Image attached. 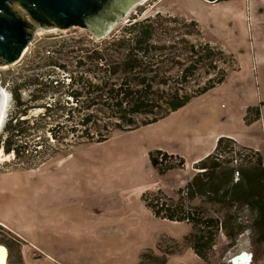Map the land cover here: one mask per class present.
<instances>
[{"label":"rangeland","instance_id":"obj_1","mask_svg":"<svg viewBox=\"0 0 264 264\" xmlns=\"http://www.w3.org/2000/svg\"><path fill=\"white\" fill-rule=\"evenodd\" d=\"M158 14L198 23L203 35L194 36L195 43L219 46L233 56L235 63L226 81L138 133L117 132L105 143L79 147L35 169L18 166L13 156H5L0 149V223L20 235L0 225V242L10 244L11 250L5 247L13 264H196L193 252L176 255L180 248L191 246L182 239L191 225L158 222L154 211V215L139 211L147 205L148 195L150 199L162 198L161 204H177L180 196L173 187L182 183L186 188L191 176L184 172L181 178H161L152 173L151 166L147 168L149 152L173 145V138L188 128L195 133L194 139L200 138L195 123L205 122L203 127L208 131L232 137L239 147L264 156V0L216 4L150 0L121 25ZM88 34L80 28L38 32L19 65L0 69V90L8 91L11 99L5 123L13 111L11 84L28 58L37 49L55 43L54 38L62 41ZM194 79L200 84L206 81L202 75ZM162 165L163 169L173 168V164ZM234 166L240 169L239 164ZM200 172L195 169V176ZM147 185L151 188L145 192ZM182 198L188 208L197 207L201 214L221 223L230 218L228 230L237 231L239 225L246 228L234 240L220 231L208 264H232V258L242 252L253 255L252 264H264V242L249 228L252 213L247 206L201 196L192 201ZM5 232L16 240L11 241Z\"/></svg>","mask_w":264,"mask_h":264},{"label":"trees","instance_id":"obj_2","mask_svg":"<svg viewBox=\"0 0 264 264\" xmlns=\"http://www.w3.org/2000/svg\"><path fill=\"white\" fill-rule=\"evenodd\" d=\"M199 28L196 22L158 14L133 18L105 39L90 33L62 41L54 38L55 43L28 58L11 84L13 111L0 135V149L5 156H13L18 166L35 169L79 147L105 143L117 132L157 124L223 85L234 57L219 46L195 43L193 37L203 35ZM197 75L203 81L206 78L204 84L194 81ZM24 93L29 96L23 97ZM162 154L150 155L161 176L184 165L181 160L180 165L163 169L158 165ZM234 164L240 169L233 168ZM195 169L201 172L177 191V204H161L162 198L145 196L156 217L191 225L194 232L186 242L207 264L220 231L234 240L246 228L239 225L237 231L228 230L230 218L221 223L207 217L197 207L188 208L182 196L247 206L252 213L249 228L264 242L262 153L239 147L232 137H221L214 153ZM0 245L11 250L7 242ZM11 257L9 264H13Z\"/></svg>","mask_w":264,"mask_h":264},{"label":"water","instance_id":"obj_3","mask_svg":"<svg viewBox=\"0 0 264 264\" xmlns=\"http://www.w3.org/2000/svg\"><path fill=\"white\" fill-rule=\"evenodd\" d=\"M149 0H0V67L19 65L38 32L80 28L105 39ZM1 80V76H0ZM6 97L0 90V131L6 117ZM243 252L234 262L243 264Z\"/></svg>","mask_w":264,"mask_h":264},{"label":"crops","instance_id":"obj_4","mask_svg":"<svg viewBox=\"0 0 264 264\" xmlns=\"http://www.w3.org/2000/svg\"><path fill=\"white\" fill-rule=\"evenodd\" d=\"M208 120H209V117H208ZM204 124H206V123L205 122L195 123V126H197L199 128V130H200L198 133L202 134V136L200 138L194 139V137H195L194 134L195 133H193L192 128H188V129H185L184 131L181 130L179 132V135H178L179 138L177 136H176V138H173V145H170V146H167L166 144L165 145H161V147H160L161 149L158 152H162L164 154H170V155H173L175 157H178L180 160H182V162L184 164L183 168H178V169L171 170L166 175H168V176H170L172 178H181V177H183V173L184 172L185 173L190 172L191 176L189 177V179L187 181L188 184H189L191 182V180L195 177V167L198 165V163L203 161L208 156H210L211 154L214 153V151H215V149L217 147L218 140L222 137V134L217 133V132L208 131L207 129H205L203 127ZM150 126H152V125H150ZM146 127H149V126H146ZM143 128H145V127H143ZM143 128L135 130V131H131V132H120V133H129V134L138 133ZM173 137H174V135H173ZM151 153L152 152H149L150 155H151ZM149 154H148V158H149L150 164L147 163V168L149 166H151L152 173H156L162 178L163 176H161L159 174L158 169L153 165ZM184 187H185V185H182V183L181 184L178 183L177 186L173 187L174 188L173 192L179 191L180 189H184ZM150 188H151V186L147 185L145 187V189H144L145 192L150 190ZM139 211L140 212H145V213L148 214V212H150V211L152 212L153 210L151 208H148L147 205H145ZM152 214H153V212H152ZM160 221L162 223H169V224L176 225V226L178 225L175 222H170V221H167V220L158 219V222H160ZM182 224H185V223H182ZM185 225H187V224H185ZM188 226H190V225H188ZM190 229H191V231L187 232L185 234L184 238H182L183 240L186 241V238L192 234L193 230H192L191 226H190ZM174 241H175V243L179 242V241H176V240H174ZM183 242H181V243H183ZM185 250H186V253L188 251L193 252V254L198 259V262L196 264H207L206 262L201 260L194 253V251H193L191 246H186L185 249L180 248V251L178 253H176V255L177 254H183L185 252ZM57 259L59 261L62 260L60 257H58Z\"/></svg>","mask_w":264,"mask_h":264},{"label":"bare ground","instance_id":"obj_5","mask_svg":"<svg viewBox=\"0 0 264 264\" xmlns=\"http://www.w3.org/2000/svg\"><path fill=\"white\" fill-rule=\"evenodd\" d=\"M150 1V0H149ZM0 69H6L5 67H0ZM2 92H3V94H4V96L6 97V105H5V107H4V116L6 117V113H7V111H8V107H9V103L11 102V99H10V95H9V92L8 91H6V90H1ZM1 132V131H0ZM0 225H2V226H4L5 228H7L8 230H10L11 232H13L14 234H16L17 236H20L16 231H14L13 229H11L10 227H8V226H6V225H4V224H1L0 223ZM243 253V252H242ZM245 253H247V252H245ZM241 254V253H240ZM240 254H238V255H236V256H234L233 258H232V260H234V258H236L237 256H239ZM247 254H249V253H247ZM249 255H251L252 256V258H251V260L253 261V255L252 254H249ZM251 260L250 261H248V262H244L243 260H240V262L241 263H243V264H249V263H251ZM233 262V261H232ZM58 263V262H57ZM235 263V262H234ZM253 263V262H252ZM0 264H9V251H8V249L5 247V246H3V245H0ZM233 264V263H232ZM237 264H239V262L237 263Z\"/></svg>","mask_w":264,"mask_h":264},{"label":"built area","instance_id":"obj_6","mask_svg":"<svg viewBox=\"0 0 264 264\" xmlns=\"http://www.w3.org/2000/svg\"><path fill=\"white\" fill-rule=\"evenodd\" d=\"M158 162H159L160 166H163L162 164H165V163H169L170 165L171 164H173V165H180L181 164V160L178 157H175V156L170 155V154H162L159 157ZM184 195L186 196L187 194L184 193ZM252 262L253 261L251 260V263H249V264H252ZM232 263L237 264V263H234V261Z\"/></svg>","mask_w":264,"mask_h":264}]
</instances>
